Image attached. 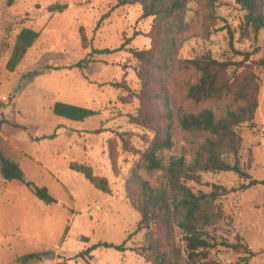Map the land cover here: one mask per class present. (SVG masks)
Wrapping results in <instances>:
<instances>
[{"label":"rangeland","instance_id":"1","mask_svg":"<svg viewBox=\"0 0 264 264\" xmlns=\"http://www.w3.org/2000/svg\"><path fill=\"white\" fill-rule=\"evenodd\" d=\"M199 0H189L186 19L195 18ZM65 3L62 12L48 6ZM215 24L207 37L192 36L179 50L182 58L200 57L207 51L217 59L239 61L242 56L229 45L228 28L234 31L233 47L264 57V29L256 40L240 35L244 11L234 0H214ZM140 4L116 5V0H0V153L17 163L26 179L46 186L56 202L45 204L22 182L6 180L0 173V264H18L29 252L53 253L27 264H150L132 248L144 241L136 232L139 212L128 202L125 183L139 154L125 149L146 145L144 128L129 122L138 100L131 96L140 81L130 47H149L151 17H142ZM101 20L97 26V22ZM88 44L81 43L79 27ZM22 27L39 32L15 68H6L16 35ZM126 39V40H125ZM94 53L93 49H116ZM83 67H72L81 59ZM37 72L29 76L28 72ZM260 91L254 126L242 127L240 152L243 168L264 180V68L258 70ZM193 69L174 71L169 87L182 97L186 85L196 80ZM119 83L128 87L119 86ZM56 101L99 110L84 120L53 113ZM189 136H187L188 138ZM165 155L177 153L185 142L179 132ZM114 155V159L111 158ZM75 161L92 167L108 179L110 192L95 188L81 172L70 168ZM233 171H208L199 182L188 181L193 191H210L213 184L226 189L247 183ZM224 218L217 225L218 240L234 242L238 234L253 252L248 264H264V183L219 196ZM178 240L181 232L177 230ZM125 250L92 244L107 241ZM246 253L216 245L210 257L220 264H244Z\"/></svg>","mask_w":264,"mask_h":264},{"label":"trees","instance_id":"2","mask_svg":"<svg viewBox=\"0 0 264 264\" xmlns=\"http://www.w3.org/2000/svg\"><path fill=\"white\" fill-rule=\"evenodd\" d=\"M244 11L240 24L243 38L256 40L264 29V0H234ZM14 0H6L11 5ZM189 0H116V5L140 4L141 16L151 17L147 33L150 45L144 49L130 47L140 81L131 96L138 100L134 113H128L129 122L146 131V145L139 149L128 146L125 132L120 133L126 150L139 154V160L125 183L128 202L139 212L135 231H144V241L132 248L150 264H220L210 257L211 250L220 244L236 252L246 253L244 264L253 254L240 235L234 242L218 240L216 227L224 218L219 196L237 189H245L264 180L253 178L242 166V127L254 126L260 79L258 70L264 68V57L251 59L253 52L233 47L234 31L228 28L229 45L242 59H217L210 52L200 57L182 58L179 50L192 36L207 37L215 24L214 0H199L195 18L186 19ZM65 3L48 6L49 11L62 12ZM101 20L97 22V26ZM80 39L85 47L88 39L82 26ZM39 36V32L22 27L16 35L6 68L12 71L26 50ZM126 40V39H125ZM93 49L94 53H111L123 48ZM89 59H81L72 67H83ZM87 64V63H86ZM193 69L198 75L188 83L182 97L178 98L169 87L174 71ZM35 71L28 72L33 76ZM119 86H127L119 83ZM54 114L72 120H84L100 113L99 110L56 101ZM184 134L185 142L177 153L165 155L174 146V138ZM187 136H189L187 138ZM114 159V155L112 157ZM71 169L83 176L102 192H110L108 179L94 174L92 167L72 161ZM208 171H233L246 177L247 183L226 189L213 184L210 191L195 192L188 181L199 182L201 174ZM0 173L6 180L24 183L43 203L56 202L46 186H39L25 178L19 165L0 153ZM177 230L181 232L178 240ZM123 251L125 240L119 244L99 241L79 254H89L98 247ZM51 250L29 252L16 259L27 264L52 254Z\"/></svg>","mask_w":264,"mask_h":264}]
</instances>
